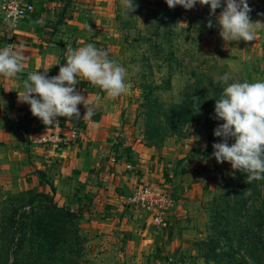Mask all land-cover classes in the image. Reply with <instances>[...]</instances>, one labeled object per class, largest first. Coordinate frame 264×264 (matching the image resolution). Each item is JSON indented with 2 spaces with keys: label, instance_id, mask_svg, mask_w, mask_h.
I'll use <instances>...</instances> for the list:
<instances>
[{
  "label": "rangeland",
  "instance_id": "rangeland-1",
  "mask_svg": "<svg viewBox=\"0 0 264 264\" xmlns=\"http://www.w3.org/2000/svg\"><path fill=\"white\" fill-rule=\"evenodd\" d=\"M72 1L80 9L68 12L71 28L63 26L64 31L86 23L80 37L70 31L63 40L73 47L92 43L127 70L128 91L106 98V108L117 112L116 144L130 152L124 143L138 139L161 161L185 155L178 158L175 175L184 166H195L201 191L190 200L168 181L154 183L175 200L163 230L143 207L127 204V194L123 205L130 215L96 214L83 199L73 209L72 187L56 186L51 177L57 160L47 162L44 144L39 150L44 124L30 107L4 113L0 108V244L6 232L13 241L9 264H159L167 253L179 264H264V179L248 183L247 173L212 156L213 143L221 141L213 130L223 123L212 118L214 106L225 86L214 78L227 73L228 83L264 80V30L254 41H224L216 19L226 7L224 0L212 17L210 5L199 3L185 10L180 5L170 9L166 0H134L138 7L125 15L121 0ZM247 2L251 22L264 23V15H258L264 14V0ZM98 4L104 8L98 21L80 19ZM44 192L76 214L72 227L54 214L62 233L53 240L36 235L38 216L51 215L46 202L38 198L31 204L30 198ZM182 199L191 201L193 211L171 230L169 211ZM112 219L115 224H109ZM19 228L27 229L28 236L16 234Z\"/></svg>",
  "mask_w": 264,
  "mask_h": 264
},
{
  "label": "crops",
  "instance_id": "crops-1",
  "mask_svg": "<svg viewBox=\"0 0 264 264\" xmlns=\"http://www.w3.org/2000/svg\"><path fill=\"white\" fill-rule=\"evenodd\" d=\"M31 1L36 4V10L16 20L4 19L0 5V47L2 49L7 43H14V47L21 50L25 56L24 71L19 74L18 79H6L0 76V108L3 113L12 110L17 112L19 108L30 107L27 103L18 102L22 80L26 79L27 74L32 71H38L41 74L47 72L46 75L49 78L58 75L59 68L66 63L68 48H79L63 40V36L72 31L80 37L81 29H84V23H86L83 22L81 26H74L73 30L65 32L63 26L67 25L71 28L69 24L71 15L68 12L72 13V9L78 7L80 9V6L74 7L72 0ZM92 7H95L92 13L79 14L84 15L80 19L98 21L101 18L99 14L104 8L99 4ZM41 18L45 22L36 24L35 21ZM77 79V92L96 103L95 115L91 120H84L86 108L80 104L77 106L80 112L79 119L68 120L65 117H58V123L50 126L44 125L39 129V133L43 136L37 139L40 142L39 150L43 144L45 146L44 153L47 156V162L57 160L55 170L51 172L52 179H55L57 183L56 186L68 184L72 187L71 195L76 199L75 202L70 201L72 206L74 204L77 207L81 206L83 199L89 202L87 204H90V209L96 211V214L105 212L108 216H113L124 212L125 215H130L132 211L123 205L124 195H129L138 187L147 184L154 185L156 182L163 184L168 181L169 185L177 186L179 195L188 197L190 200L198 191H201L199 184L202 177L199 170H194L195 166L191 164L184 166L180 169L181 174L175 175L176 167L178 168L177 160L185 155L177 158L171 156L161 161V158L152 155L151 149L140 144L138 139L124 143V147H131L130 152L118 146L116 143L119 142L112 134L116 129H120L118 118L114 115L117 112L106 108V93L91 85L87 80L80 77ZM97 96L100 97L98 102H96ZM41 123L43 124L42 121ZM72 127H75L78 132L75 139L72 137ZM116 147L121 150L116 151ZM190 200L182 199L178 206L171 207L173 208L169 211V222L170 225L173 224L171 230L176 227V221L179 218H188V213L193 211ZM130 220L139 221L131 218ZM115 222L116 220L112 219L109 224H115ZM168 256L172 255L164 254L162 259Z\"/></svg>",
  "mask_w": 264,
  "mask_h": 264
},
{
  "label": "clouds",
  "instance_id": "clouds-1",
  "mask_svg": "<svg viewBox=\"0 0 264 264\" xmlns=\"http://www.w3.org/2000/svg\"><path fill=\"white\" fill-rule=\"evenodd\" d=\"M197 3L210 5V17L222 6L221 0H166L170 9L180 5L185 10H191ZM224 3L226 7L216 18L223 40L254 41L257 32L264 30V23L251 22L249 13L252 9L247 0H224ZM121 7L127 15L134 12L138 5L134 0H121ZM44 22L43 18L35 21L36 24ZM207 27H213L211 18ZM24 61L21 50L6 45L0 49V76L18 79L24 71ZM46 73L29 72L27 78L22 80V90L18 93V102L29 104L32 115L45 126L58 123V117L79 119L77 106L80 104L86 108L84 120H91L95 115L96 103L76 90L77 77L87 80L113 99L125 94L130 87L125 79L126 68L109 59L107 51L98 49L92 43L78 49L69 47L66 63L59 68L58 75L49 78ZM229 79L227 73L214 78L215 82L225 86L214 106L212 118L223 123L213 130V135L221 138V141L213 143L212 156L217 163L227 161L233 170L247 173V181L251 183L264 179V80L228 83ZM99 99L97 96L96 102ZM230 139H234L231 146ZM202 147L206 148L207 145Z\"/></svg>",
  "mask_w": 264,
  "mask_h": 264
},
{
  "label": "built area",
  "instance_id": "built-area-1",
  "mask_svg": "<svg viewBox=\"0 0 264 264\" xmlns=\"http://www.w3.org/2000/svg\"><path fill=\"white\" fill-rule=\"evenodd\" d=\"M0 5L4 13L3 17L6 20H16L20 17H26L36 10V4L31 0H0ZM6 45L14 46V43L10 42ZM77 134L76 128L72 127L73 139L77 137ZM43 140L47 141L46 138H43ZM126 197L127 204L143 207L144 210L151 213L159 228L163 230V228L167 227V212L169 207L175 202L167 189H160L154 185L148 184L134 189ZM159 264L179 263L174 256H168L162 259Z\"/></svg>",
  "mask_w": 264,
  "mask_h": 264
},
{
  "label": "trees",
  "instance_id": "trees-1",
  "mask_svg": "<svg viewBox=\"0 0 264 264\" xmlns=\"http://www.w3.org/2000/svg\"><path fill=\"white\" fill-rule=\"evenodd\" d=\"M45 175H46L45 173L43 172L41 173L42 178L43 177L45 178ZM38 198L41 201L46 202V211L50 212L48 214H50L51 216H48L46 219L43 218V220H41V218L43 217V214L38 216L39 223L37 224V230H36L37 234L36 235H44L45 237L49 236V239L51 240L57 238L53 236H58L59 233L61 232V229L59 225L60 223L57 221L54 214H59L61 216L62 222L65 221L66 225L68 224L70 225L72 223L75 225L74 222H75L76 214L69 209L65 210L63 207H60L49 193L44 192V193L31 195L30 203L31 204L34 203ZM33 211L34 210L32 209L33 215L37 216V212L35 211L33 212ZM19 229H20L19 231H16V234L20 233L24 236H28L27 229L25 228H19ZM4 233L5 234L2 236V239H1L2 243L0 244V263L9 264V259H10L9 246L11 242L13 241L12 240L10 241V239H8V236H6V232ZM24 240H25L24 238H21L20 243H24ZM16 263L17 262H15V264Z\"/></svg>",
  "mask_w": 264,
  "mask_h": 264
}]
</instances>
